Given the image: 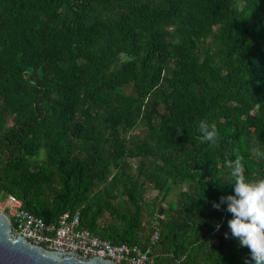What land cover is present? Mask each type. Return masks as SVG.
<instances>
[{
  "label": "trees",
  "instance_id": "obj_1",
  "mask_svg": "<svg viewBox=\"0 0 264 264\" xmlns=\"http://www.w3.org/2000/svg\"><path fill=\"white\" fill-rule=\"evenodd\" d=\"M256 146L264 0H0V196L113 244L156 224L155 264H246L213 205L234 157L264 178Z\"/></svg>",
  "mask_w": 264,
  "mask_h": 264
},
{
  "label": "built area",
  "instance_id": "obj_2",
  "mask_svg": "<svg viewBox=\"0 0 264 264\" xmlns=\"http://www.w3.org/2000/svg\"><path fill=\"white\" fill-rule=\"evenodd\" d=\"M0 211L12 221L15 230L32 243L51 250H74L86 257L100 256L121 264H155L153 245L159 238L155 224L149 243L113 244L84 227L79 210L63 212L56 220L46 222L42 217L26 209L20 198L8 193L0 196Z\"/></svg>",
  "mask_w": 264,
  "mask_h": 264
},
{
  "label": "clouds",
  "instance_id": "obj_3",
  "mask_svg": "<svg viewBox=\"0 0 264 264\" xmlns=\"http://www.w3.org/2000/svg\"><path fill=\"white\" fill-rule=\"evenodd\" d=\"M199 129L203 142L210 144L217 142V130L214 125L209 128L202 121ZM252 152L264 160V148L256 146ZM225 168L228 170L226 175L230 177L225 184L231 185L233 191L227 196H222L213 206L220 208L224 205L231 213V218L227 222L228 229L240 247L249 250L250 262L246 264H264V178L251 181L246 179L239 158L234 157L225 164ZM225 236L227 238L228 233H225Z\"/></svg>",
  "mask_w": 264,
  "mask_h": 264
},
{
  "label": "water",
  "instance_id": "obj_4",
  "mask_svg": "<svg viewBox=\"0 0 264 264\" xmlns=\"http://www.w3.org/2000/svg\"><path fill=\"white\" fill-rule=\"evenodd\" d=\"M0 264H121L100 256L86 257L74 250L59 251L32 243L20 235L0 211Z\"/></svg>",
  "mask_w": 264,
  "mask_h": 264
},
{
  "label": "rangeland",
  "instance_id": "obj_5",
  "mask_svg": "<svg viewBox=\"0 0 264 264\" xmlns=\"http://www.w3.org/2000/svg\"><path fill=\"white\" fill-rule=\"evenodd\" d=\"M133 164H135V161H132ZM184 188V187H183ZM150 194H154V192H151ZM178 196V187L170 186L169 190L166 193V203H164L165 206L174 205V201L176 197Z\"/></svg>",
  "mask_w": 264,
  "mask_h": 264
}]
</instances>
